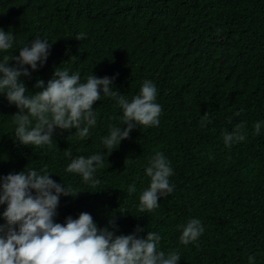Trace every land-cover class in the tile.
Wrapping results in <instances>:
<instances>
[{
  "label": "trees",
  "instance_id": "1",
  "mask_svg": "<svg viewBox=\"0 0 264 264\" xmlns=\"http://www.w3.org/2000/svg\"><path fill=\"white\" fill-rule=\"evenodd\" d=\"M0 29L16 37L0 58L18 56L36 38L52 43L43 67L19 78L28 94L61 67L80 73L81 82L91 74L115 77L112 87L129 101L151 80L162 106L158 127H136L110 153L101 138L110 126L126 127L114 99L102 95L94 104L97 125L89 137L56 129L52 147L37 148L16 140L18 109L0 95V177L46 167L56 183L80 191L60 197L55 222L87 212L116 235L137 227L141 237L158 232L160 250L178 251V264H249L251 255L264 264V123L253 134V125L264 122V0H0ZM80 33L85 38L78 41ZM206 112L212 122L201 127ZM241 122L247 139L226 147L224 131ZM69 148L72 158L105 155L99 186L65 171ZM157 151L170 161L174 190L141 213L139 197L150 186L145 169ZM133 183L136 192L128 194ZM6 207L0 205V224ZM192 218L205 231L182 245L177 225Z\"/></svg>",
  "mask_w": 264,
  "mask_h": 264
},
{
  "label": "clouds",
  "instance_id": "2",
  "mask_svg": "<svg viewBox=\"0 0 264 264\" xmlns=\"http://www.w3.org/2000/svg\"><path fill=\"white\" fill-rule=\"evenodd\" d=\"M85 38L80 33L75 39ZM16 37L12 31L0 29V53H8ZM52 43L48 39L36 38L19 49V55L4 54L0 58V95H4L18 112L12 116L16 140L24 146L37 148L53 145L56 129H75L80 140L89 137L90 129L97 125L98 114L94 104L101 96L115 100L122 110V127L110 126L108 134L101 138L104 148L110 153L121 141L128 139L136 127H158L162 106L156 102L157 88L151 80H144L139 93L129 101L125 95L112 87L115 77L97 78L89 75L81 82L80 73L56 68L53 78L47 82L38 80L36 94H28L20 77H29L37 65L43 67L50 54ZM14 62L15 66H10ZM28 66V67H25ZM243 112L235 113L239 116ZM115 119V117H113ZM212 121L206 112L200 121L205 127ZM264 122L253 125V134L259 135ZM245 123L235 125L231 132L223 133L226 147L247 139ZM71 158L65 171L77 174L92 188L100 185L96 179L98 169L104 167L102 153L72 158L71 149L64 151ZM126 162V160H125ZM150 186L139 197V212H152L159 207L158 201L174 190L170 183L173 169L165 155L157 151L148 160L145 169ZM47 168H28L16 174L0 177V205L7 207L2 213L4 224H0V264H178V251L167 254L160 250L162 236L155 231L144 237L137 227L133 234L116 235L109 227L99 228L91 214L82 212L77 219L68 217L61 224L54 221L61 196H77L80 191L62 186L50 178ZM128 194L136 192V185L128 186ZM131 215V214H130ZM115 228V218L109 219ZM182 232L180 243L189 245L199 240L205 229L199 219L192 218L186 224L177 225ZM255 255L248 257L254 264Z\"/></svg>",
  "mask_w": 264,
  "mask_h": 264
}]
</instances>
